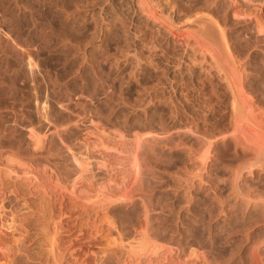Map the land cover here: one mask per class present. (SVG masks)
<instances>
[{
    "label": "rangeland",
    "instance_id": "374dc122",
    "mask_svg": "<svg viewBox=\"0 0 264 264\" xmlns=\"http://www.w3.org/2000/svg\"><path fill=\"white\" fill-rule=\"evenodd\" d=\"M130 1L0 0V264H218L229 256L235 239L207 220L205 196L191 211L176 200L194 165L176 138L180 102L168 67L179 56L170 46V65L151 64L148 48L126 39L125 23L136 25ZM214 2L230 43L249 45L264 63L254 46L264 39L256 28H264V0ZM187 83L191 103L202 102L206 94Z\"/></svg>",
    "mask_w": 264,
    "mask_h": 264
},
{
    "label": "bare ground",
    "instance_id": "6f19581e",
    "mask_svg": "<svg viewBox=\"0 0 264 264\" xmlns=\"http://www.w3.org/2000/svg\"><path fill=\"white\" fill-rule=\"evenodd\" d=\"M105 1L107 0H102L104 3ZM178 1L131 0V6L129 7L130 10L127 8L130 16V19L128 20L135 23L137 27L135 24V26L128 27L130 25H126L127 20L125 21L126 23L120 20L122 23H125V26L122 24L124 27L130 29H128L129 36L126 35V39L130 37L128 40H132L131 38H133V40H135V45L137 43L136 41H141L143 47L148 48L150 54L146 52L145 56L147 54L153 56L151 64L156 61V63H166L167 59L165 61L164 59L166 57H163L167 52L166 48L170 46L174 47L176 56H179L176 63L173 64H176V67L169 66L170 63L167 61L169 63L168 71L170 74H173L174 78L176 77V88L173 87L174 90L176 89V101L180 102L179 104H182V106L185 107V112H190L194 117L191 115L192 121L185 118V114L182 115L183 112H180L181 107L177 104L179 110L176 106V138L179 137V140L185 144V147L187 146V154H189L188 158H191L192 156V159L194 160V168L191 167L189 163L188 166L190 170H188L189 172H192V174H190V176L188 173L189 177L186 175L187 178L182 175L183 178H185L184 180L186 184H183L185 185L184 190H182L183 195L181 194L183 199L182 196L179 195L180 198L178 196L176 200H178V203L185 202L184 205L188 203L187 208L190 209L194 202L198 203L200 198L196 201L197 197H200L201 195L205 196L203 198L206 200H201L207 201V204L205 202L207 206L203 204L207 207L208 211L205 212L206 214L208 213L206 218L208 217L209 222L212 221V223L219 226L218 229L221 226L219 231H224L225 235H229V237L231 236L230 238L228 237L230 241H234L231 240L232 238L235 239V242L228 244H233V246L229 249L231 251H228L229 256L227 257V254L224 256L226 257L224 261L221 259L224 258L223 256L221 258L219 257L221 253H215V257L217 256V259L220 258V260H218L220 261L219 263L224 264V262H226L225 264H232L238 261L239 264H264V63H256L253 61L254 58L259 57V51H253L250 48L246 49L249 45L244 49L241 48L242 50H238L236 46H233L230 43L225 26L216 17V14H214L216 11L212 12L209 8L208 4L213 5L215 3L216 5L214 0H210L214 3H210L209 1L207 2L208 4L204 5H202V0H190L191 3L194 4L191 7L193 9L192 11L191 8L188 10L186 7L187 0H183V2ZM191 3L189 4L191 5ZM127 5L129 6V4ZM212 5V9L213 7L217 8V6ZM117 6L124 5L118 4ZM128 6H125V8ZM188 7L190 6L188 5ZM125 8L122 7L123 10ZM110 13L112 15V12ZM120 13H122V11ZM115 15H117V13ZM126 15L127 14L124 16ZM115 22H117V20ZM262 23L257 22V33L264 30ZM125 29L123 30L126 34L127 32ZM141 31H145V34L147 32H152L150 34V39L148 40L146 37L142 36ZM142 44L140 45L142 46ZM133 45L131 44V46ZM254 46H258L261 48V51H264V39L259 38V40H256ZM133 47L135 48L136 46ZM136 51V48L134 49V52L132 51L134 57L132 60L130 58V60L132 63L134 60L135 66H141L144 58L139 56V54H142ZM140 51L142 52L143 49ZM131 56L133 55L131 54L129 57ZM147 57L145 59L149 64V58ZM158 65L159 64L156 66ZM161 67H164V65ZM136 68L138 67L136 66ZM143 72L145 73V71ZM170 76H168L169 79H174L173 76L171 78ZM188 76L190 77V82H194V87H198L199 91L204 93L203 95L206 94V97L202 102L191 103L192 98L189 95L190 92H183L182 84L185 82L187 83ZM191 78H193V80ZM202 79L206 81L209 80V86H206L207 82L205 81V83H202V81H200ZM186 88L184 87V90ZM186 90H189V88ZM196 93H198V91ZM200 100L202 99L200 98ZM181 111H183V109ZM187 117L191 118L190 116ZM185 136H188V138ZM226 152H230V156ZM226 155H228V158ZM188 158L186 157L185 159L189 161ZM221 161L224 163L223 165L219 164ZM177 169L179 168L177 167ZM177 171L176 173L178 174L179 171ZM176 186H178V184H176ZM179 214L180 212H177L178 216L176 215V217L181 219ZM185 217L186 216L183 218ZM212 225L213 224L210 226L208 225L210 233L214 231L215 226ZM184 229L186 230V228ZM186 242L188 241L186 240ZM201 242L198 241V244ZM227 250L228 249H226V251ZM221 260L223 262H221Z\"/></svg>",
    "mask_w": 264,
    "mask_h": 264
}]
</instances>
